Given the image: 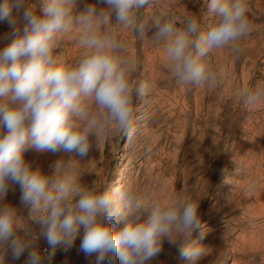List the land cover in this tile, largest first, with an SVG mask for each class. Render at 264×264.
I'll return each mask as SVG.
<instances>
[{
	"label": "clouds",
	"instance_id": "1",
	"mask_svg": "<svg viewBox=\"0 0 264 264\" xmlns=\"http://www.w3.org/2000/svg\"><path fill=\"white\" fill-rule=\"evenodd\" d=\"M101 2L107 7L85 4L79 11L78 0L0 3V21L12 28L10 42L0 48V264L25 253L24 264H52L57 251L66 254L77 239V251L94 257L93 264H151L166 241L190 264L205 256V247L192 239L197 230L204 234L201 199L181 192L161 201L132 186L85 183L73 157L86 161L105 139L122 134L132 141L137 133L136 101L150 86L133 79L137 62L121 29L162 46L178 85L213 90L225 74L209 57L226 48L239 57L240 42L252 31L247 0H208L214 22L207 31L195 16L184 17V27L164 13L141 17L155 0ZM74 29L82 52L65 64L55 53ZM237 96L245 107L264 104V81ZM30 151L64 152L69 159L46 173L26 159ZM17 186L20 206L6 202ZM40 240L47 245L43 251Z\"/></svg>",
	"mask_w": 264,
	"mask_h": 264
},
{
	"label": "rangeland",
	"instance_id": "2",
	"mask_svg": "<svg viewBox=\"0 0 264 264\" xmlns=\"http://www.w3.org/2000/svg\"><path fill=\"white\" fill-rule=\"evenodd\" d=\"M207 3L155 0L139 15L147 19L168 14L177 18V27H184L180 22L184 17L195 16L207 31L214 22ZM247 3L252 31L240 42L242 54L237 57L226 48L209 57V64L225 74L222 86L213 90L178 85L165 66L162 46L121 29L128 55L137 62L133 79L150 86L148 95L136 101L137 133L132 141L122 134L105 139L86 161L77 162L73 157L85 173V183L132 186L150 191L161 201L181 192L201 199V222H210L208 229L204 225L202 238L199 230L192 236L205 247L201 264H264V104L245 107L237 96L241 88L264 81V0ZM85 4L107 7L101 0H78L77 10ZM11 31L7 21H0V48L10 42ZM77 39L75 29L62 37L55 55L65 64H74L82 52ZM26 159L33 168L47 173L57 160L67 161L69 154L30 151ZM6 202L20 206L18 186L8 193ZM124 225L122 222L119 228ZM79 245L77 239L66 254L57 251L52 264H93L94 257L77 251ZM39 246L41 251L47 247L43 240ZM26 255L19 260L9 255L7 264H24ZM151 264L190 262L180 257L177 245L166 241Z\"/></svg>",
	"mask_w": 264,
	"mask_h": 264
},
{
	"label": "bare ground",
	"instance_id": "3",
	"mask_svg": "<svg viewBox=\"0 0 264 264\" xmlns=\"http://www.w3.org/2000/svg\"><path fill=\"white\" fill-rule=\"evenodd\" d=\"M116 185L120 187L119 183H117ZM209 224H210V222H209V221H207V222L204 224L205 226L207 225V228H206V229H208V228H209V226H208Z\"/></svg>",
	"mask_w": 264,
	"mask_h": 264
},
{
	"label": "built area",
	"instance_id": "4",
	"mask_svg": "<svg viewBox=\"0 0 264 264\" xmlns=\"http://www.w3.org/2000/svg\"><path fill=\"white\" fill-rule=\"evenodd\" d=\"M46 247H44L43 249H42V251L45 249Z\"/></svg>",
	"mask_w": 264,
	"mask_h": 264
}]
</instances>
